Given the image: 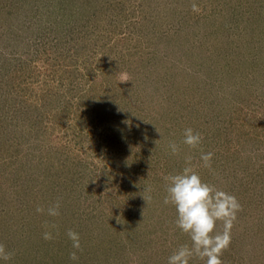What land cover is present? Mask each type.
Segmentation results:
<instances>
[{"label": "rangeland", "instance_id": "obj_1", "mask_svg": "<svg viewBox=\"0 0 264 264\" xmlns=\"http://www.w3.org/2000/svg\"><path fill=\"white\" fill-rule=\"evenodd\" d=\"M187 166L241 205L223 264H264V0H0V264H168Z\"/></svg>", "mask_w": 264, "mask_h": 264}, {"label": "clouds", "instance_id": "obj_2", "mask_svg": "<svg viewBox=\"0 0 264 264\" xmlns=\"http://www.w3.org/2000/svg\"><path fill=\"white\" fill-rule=\"evenodd\" d=\"M193 12H200L196 3L191 5ZM129 81L126 75H122L120 82ZM156 131L162 137V132L156 127ZM183 143L191 148H196L202 142V135L195 132L192 128L184 130ZM159 140V139H158ZM158 140L155 141L157 145ZM169 148L173 155L180 151L176 142H170ZM213 153H202L201 160L205 167H211ZM191 156L186 157V162L191 163ZM167 181V196L164 199L165 204L171 203L177 211L176 225L182 232L186 233L191 244H182L168 258V264H190V262L199 258L205 261V264H223L221 259L223 252L230 246L231 230L237 213L241 205L233 194L218 189L215 185L203 181L198 172L193 167H184L182 172L164 177ZM147 191H150L148 189ZM148 202L150 197L144 196ZM60 201L57 200L50 205L46 212L49 216L60 215ZM38 213H44L43 207H37ZM119 221V219H118ZM217 222L222 223V229L217 230ZM48 228V225H45ZM55 228V225H51ZM68 238L72 241L73 249L80 250V235L75 230L69 229ZM43 239L52 240L54 236L51 231L43 233ZM14 253L6 249V245L0 243V259L9 261ZM70 259L77 261L79 259L77 251L70 254Z\"/></svg>", "mask_w": 264, "mask_h": 264}]
</instances>
